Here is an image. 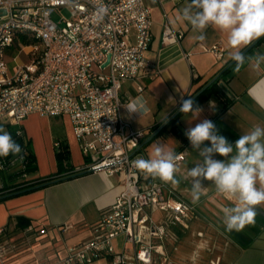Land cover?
Here are the masks:
<instances>
[{"label":"crops","instance_id":"crops-1","mask_svg":"<svg viewBox=\"0 0 264 264\" xmlns=\"http://www.w3.org/2000/svg\"><path fill=\"white\" fill-rule=\"evenodd\" d=\"M143 1L151 11L152 35L146 57L152 66L136 79L125 80L120 87V97L123 105L136 96H143L147 101L150 112L141 117L139 114L129 116L123 106L121 109L122 119L128 125L125 131L143 130L145 140L163 124L160 121L166 115L169 119L176 113L182 96L185 99L190 94H195L232 60L229 58L231 50L225 34L209 27L204 32L205 40L198 41L195 37L199 33L193 32L187 22L177 19L179 10L189 0ZM166 21L174 30L182 32V37L176 44L162 46L160 36ZM218 42L225 47L221 60L204 50ZM256 54H264V36L244 55L255 57ZM210 100L215 101V109L210 108ZM194 106L203 109L196 119L193 114L183 115L178 112L175 119L171 118L158 135L139 149L146 159L151 146L157 142L164 143L175 153H184L183 161L178 164V186L173 187L170 183L167 185L179 197L195 206L197 217L191 219L186 227L172 228L175 240L167 245L168 256L173 264H264V212L257 216L255 226H246L240 233H227L222 224L221 209L232 206L234 201L218 194L211 182L203 181L205 191L199 202L193 204L191 182L184 179L187 169L201 159L192 150L184 134L187 128L209 119L215 123L219 134L234 144L253 126L264 127V64L255 69L246 60L237 72L233 63ZM0 127L13 138L15 125L3 123ZM19 128L27 153L34 161V170L22 177L19 172L23 160L19 156L0 157V160H14L11 167L0 171V185L50 176L56 177V181L29 192L0 199V240L5 233L45 234L46 245L56 246L58 256L62 259L69 247L92 238L94 226L101 214L121 191V176L118 173L82 170L87 159L81 152L72 131L71 120L66 115L30 114L21 121ZM57 142L67 147L68 168L60 169L57 164ZM205 144L209 142L206 141ZM214 158L224 159L219 155ZM153 216L158 219L160 213ZM26 224L27 227L32 226L33 230L27 232ZM23 226L26 228L22 229ZM113 245L118 251L130 248L122 236L115 237ZM88 264H108V259L99 258Z\"/></svg>","mask_w":264,"mask_h":264},{"label":"built area","instance_id":"built-area-1","mask_svg":"<svg viewBox=\"0 0 264 264\" xmlns=\"http://www.w3.org/2000/svg\"><path fill=\"white\" fill-rule=\"evenodd\" d=\"M100 6L107 14L98 21ZM62 8L69 9L70 19L54 20L52 14ZM0 9L5 10L0 13V125H15L16 136L22 137L19 126L28 115H66L87 159L82 170L118 173L122 180L92 238L69 247L63 264L99 258H107L108 264H173L167 253L168 243L175 240L172 228L186 227L196 218L195 206L167 183L146 178L131 166L137 157L145 158L139 150L145 132L125 131L128 125L121 115V84L152 66L146 57L152 35L150 7L143 0H0ZM19 33L35 43L13 49ZM181 37L182 32L164 23L162 46ZM204 50L221 60L225 47L218 42ZM9 52L13 60L22 52L29 60L9 70ZM176 154L179 164L184 153ZM13 164V159H1L0 171ZM155 213H160L158 219ZM117 236L130 245L128 250L114 248Z\"/></svg>","mask_w":264,"mask_h":264},{"label":"clouds","instance_id":"clouds-1","mask_svg":"<svg viewBox=\"0 0 264 264\" xmlns=\"http://www.w3.org/2000/svg\"><path fill=\"white\" fill-rule=\"evenodd\" d=\"M107 9H96V18L103 20ZM181 22L191 25L198 41L205 40L204 32L209 27L226 35L229 58L234 62V70L239 71L246 60L255 69L264 64V54L246 57L242 53L253 42L264 36V0H189L177 15ZM175 103V101H174ZM210 108L215 109V101H209ZM193 99H180L179 111L183 115L193 114L196 119L203 109L194 106ZM129 116L149 113L148 103L143 96L129 99L123 105ZM193 119V120H194ZM166 115L161 123H167ZM192 121V120H191ZM189 121V122H191ZM191 148L201 158L194 166L188 168L184 179L191 182L192 203L199 202L205 191L203 181H209L221 196L233 200L232 206H224L222 224L227 233H240L246 226H255L257 216L264 212V127L259 125L246 134H242L235 143L219 134L215 123L204 119L184 132ZM209 144H205V142ZM22 148L11 134L0 127V157L21 156ZM219 155L223 160L215 159ZM179 157L164 143H154L149 157H137L131 166L144 174L146 178L159 179L164 183L178 186L176 178L180 171Z\"/></svg>","mask_w":264,"mask_h":264},{"label":"rangeland","instance_id":"rangeland-1","mask_svg":"<svg viewBox=\"0 0 264 264\" xmlns=\"http://www.w3.org/2000/svg\"><path fill=\"white\" fill-rule=\"evenodd\" d=\"M52 18L54 20L70 19V11L68 8L55 10ZM13 55V52H9L7 55L9 70H12L17 63L28 62L29 60L24 52L20 53L19 58L15 60L11 59ZM45 237V234H34L33 232L5 233L0 240V264L63 263L66 255L60 259L56 246L53 244L46 245Z\"/></svg>","mask_w":264,"mask_h":264},{"label":"trees","instance_id":"trees-1","mask_svg":"<svg viewBox=\"0 0 264 264\" xmlns=\"http://www.w3.org/2000/svg\"><path fill=\"white\" fill-rule=\"evenodd\" d=\"M34 43H35V40L31 39L27 34L19 33L16 36L15 40H14V48L13 49L17 50L20 47V45L27 46V45H31V44H34ZM227 70H225L222 74H224ZM215 82L210 84L200 95H198L194 99V102L196 103L201 98V96L209 88H211L215 84ZM193 94L194 93L190 94L185 99L191 98V96ZM175 118H176V116L174 118H172L171 120H173ZM15 131H14V134H13L14 141L17 144H19L21 148H24V150L21 152V154L23 156L24 171H20L19 174H22L23 172L25 174H29V173H31L34 170V166H33V162L34 161H33L32 157L27 153V148H26V145H24V143H23V138L22 137H17L16 134H15ZM160 131L156 135H158L160 133ZM55 156H56L57 164H58L60 169L63 168V167H67L68 168V151H67V147L65 146V144L60 142L59 146L55 147ZM73 172L74 171H70V173H73ZM54 181H56V177L50 176V177H46V178H43V179H33V180L20 181V182H17V183H13L11 185H4L3 184L2 187H0V199L6 198V197H10V196H13V195H16V194H19V193H25V192L32 191V190L37 189V188H34L36 185H39V184H42V183L50 184V183H52ZM48 184H46V185H48ZM46 185H44V186H46ZM44 186H41V187H44ZM38 188H40V187H38ZM25 226L27 227V224ZM25 226H23L22 229L26 228Z\"/></svg>","mask_w":264,"mask_h":264},{"label":"water","instance_id":"water-1","mask_svg":"<svg viewBox=\"0 0 264 264\" xmlns=\"http://www.w3.org/2000/svg\"><path fill=\"white\" fill-rule=\"evenodd\" d=\"M0 13L2 14V15H4L5 14V10L4 9H0ZM263 37V36H262ZM261 37V38H262ZM261 38H259L258 40H256L255 42H253L251 45H249L248 47H246L245 49H243L242 50V53L243 54H246L251 48H253V46L261 39ZM108 63V60L106 61V63L105 64H107ZM234 62L233 61H231L221 72H219L215 77H213L210 81H208L201 89H199L192 97H191V99H195L199 94H201L210 84H212L213 82H215L221 75H222V73L225 71V70H227L232 64H233ZM178 112H180L179 111V109L176 111V113L175 114H173L168 120H167V122H169L170 121V119L171 118H173ZM165 124H167V123H163L162 125H160L151 135H149L142 143H141V145H140V147L143 145V144H145V143H147L150 139H152L161 129H162V127L165 125ZM46 184H48V183H42V184H39V185H36L34 188H38V187H41V186H44V185H46Z\"/></svg>","mask_w":264,"mask_h":264}]
</instances>
